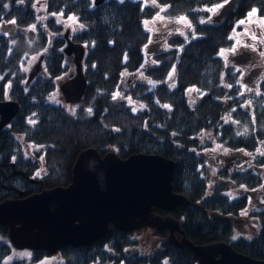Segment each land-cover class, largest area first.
I'll use <instances>...</instances> for the list:
<instances>
[{"label":"trees","instance_id":"obj_1","mask_svg":"<svg viewBox=\"0 0 264 264\" xmlns=\"http://www.w3.org/2000/svg\"><path fill=\"white\" fill-rule=\"evenodd\" d=\"M225 2L105 0L95 6L93 0H0V101L19 104L16 116L0 130V202L20 193L26 197L68 186L78 153L89 147L101 156L113 151L122 159L158 154L176 162L173 191L189 197V203L171 214L187 239L196 245L225 241L237 252L264 260V206L252 213L258 220L253 236H238L234 225L239 223L213 219L211 214L237 219L247 207L245 195L230 197L223 184H209L216 175L235 186L258 188L263 179L259 171L223 167L215 172L200 155L202 149L215 145L228 152L246 151L264 171V78L259 95L246 108L236 68L221 55L235 45L236 32L244 30L240 21L253 9L257 10L253 24L264 19V0H239L220 23L207 21L209 9ZM157 15L170 20L185 17L189 29L170 36L154 54L163 60L145 69L150 40L145 22ZM65 26H74L70 38L86 50L87 87L72 111L58 100V79L69 73L63 53ZM257 36L254 50L264 55V32L260 39ZM41 54L42 69L26 85L24 67ZM171 64L173 88L164 80ZM132 74L137 78L121 83L123 76ZM143 75L156 80L153 87L144 83ZM189 90L198 95L194 105L188 103ZM154 212L167 214L158 207ZM167 234L148 228L123 232L110 226L96 242L66 245L55 255L34 250L31 260L57 256L59 264H197L192 251L171 245ZM13 251L7 227L0 226V264Z\"/></svg>","mask_w":264,"mask_h":264},{"label":"water","instance_id":"obj_2","mask_svg":"<svg viewBox=\"0 0 264 264\" xmlns=\"http://www.w3.org/2000/svg\"><path fill=\"white\" fill-rule=\"evenodd\" d=\"M105 0H93L95 6ZM239 0H228L213 16L212 23H220L234 12ZM34 40L32 30L28 32ZM63 37V53L72 57L74 72L58 86L65 104L80 102L87 80L83 70L85 47L72 41L69 32ZM156 52L157 50L148 51ZM236 60L244 63L250 52L243 51ZM41 54L27 73L26 85L42 69ZM19 104L13 100L0 101V130L16 116ZM176 162L158 154H133L122 159L113 151L103 156L93 148L81 150L72 168L68 186L45 189L26 197L6 198L0 202V226L7 227V238L15 250H44L55 255L66 245L85 246L105 237L110 226L123 232L148 228L167 231L171 245L192 251L197 264H264L237 252L225 241L194 244L184 234L180 222L171 214L189 197L173 191L172 177ZM20 196H23L20 193ZM160 208L167 214L154 212ZM213 219L231 221L217 212ZM177 234L180 237H177Z\"/></svg>","mask_w":264,"mask_h":264},{"label":"rangeland","instance_id":"obj_3","mask_svg":"<svg viewBox=\"0 0 264 264\" xmlns=\"http://www.w3.org/2000/svg\"><path fill=\"white\" fill-rule=\"evenodd\" d=\"M147 1L153 2V0H147ZM213 8H216V7H213ZM213 8H211V9H213ZM218 10H219V8L215 12H213V11H210V9H209L210 17L208 18L207 21L211 22L213 16L218 12ZM252 19H254V18H252ZM242 21H245V23H243L244 30H242L240 32H238V31L236 32V39H235L236 43L231 49L224 50V55H222L223 58L229 64H233L232 62L234 61V57H238L241 53H243V50H246V51H250L252 56H254V57L257 56L258 59H262L264 61V55H259L255 52L254 46L257 44L258 41L256 40V38L253 39V36H255V37H256V35L260 36L261 32H264V27H262L259 23L253 24L252 22H248V17ZM240 25H241V23H240ZM252 26H253V28H252ZM146 28L150 33L151 41L155 42V43L160 42V46L158 47V49L159 48L161 49V48L166 46V40L170 36L175 35V34H181L182 35L185 32V30L189 29V24H188V22L187 23L180 22V19L170 20V19L164 18V16L157 15L152 20L147 22ZM65 31H68L70 36H71L72 33L74 32V26H71V27L65 26L64 30H63V34ZM258 36H257V38L260 39V37H258ZM154 38H157V39L152 40ZM237 41H239V43H237ZM37 58H38V56L35 55V56L31 57V59L27 62V64L24 67L26 73H28L29 69L35 64V62L37 61ZM67 64L69 65V73L60 77L58 79L57 85L59 83L65 81L70 76H72V74L74 72V65L72 63V57L71 56L67 57ZM128 77L129 76L125 75V79H124L125 81L124 82H126ZM135 78H137L136 75L133 77V79H135ZM242 91H244V90H242ZM246 91L249 95L256 94L255 88H251L249 90L246 89ZM58 100H59L60 104H62L68 111H72L73 106H71L69 104H65L62 100L61 95H60V98ZM129 102L132 103L131 101H129ZM250 103H248V104L250 105ZM217 146L218 145H215L214 148H212V149H202L200 151L201 153L202 152L205 153L209 158L212 157L211 163H213V164H214V162L218 163L212 167L213 171L220 169V168H223L222 164H223L224 156L230 155V154H228L229 152L227 151V149H221V148H218ZM218 182L222 183L221 179H219L217 181L216 179H214L212 177V180L210 181L209 184L211 186H213V185L217 184ZM229 185L231 187L229 188V190H225V192L232 194L231 197H233L234 195L235 196L238 195L239 191L245 192V190L243 191L244 186H234L232 184H229ZM260 189L261 190H259L257 193H255V195H258V198L260 195H264V185ZM257 200L255 201V204H256V207H259V204H258L259 202H257ZM261 201L264 202L262 197H261ZM253 208H254V205H251L250 209L252 210ZM244 215H246V214H244ZM242 225H244V224H242ZM242 225L240 223L234 225L236 228L237 235L238 236L242 235V237H246V238L253 236L254 231L248 229L246 226L243 227ZM2 240H4V239L2 238ZM25 253H27L28 255H25ZM31 256H32V254H31V251H29V250H14L12 252V254L9 256V258L5 261V264H9V263L16 261V260L23 261L25 264H59L61 262L60 257H57V256L46 257L39 262H32Z\"/></svg>","mask_w":264,"mask_h":264},{"label":"flooded vegetation","instance_id":"obj_4","mask_svg":"<svg viewBox=\"0 0 264 264\" xmlns=\"http://www.w3.org/2000/svg\"><path fill=\"white\" fill-rule=\"evenodd\" d=\"M69 37H70V34H69ZM156 39L157 38H154L152 40H156ZM65 45H66V41H65ZM159 46H160V42L159 43L152 42L151 37H150V40L146 45V56H145V59L143 62V67L145 69L157 67L159 65V63L163 60V57L154 56V54L156 52H148V51H153L154 49L157 50V52H158L160 49V48L158 49ZM243 51H246V50H243ZM247 52H249V51H247ZM237 59H239V57H234V61L232 62L233 64H231V65L234 66L236 68V71H237V84L239 85V95L245 98L246 101L244 102V106H246V108L250 109V107H249L250 105L248 103H250L251 99H254L259 95V91H258L259 84H260L261 80L264 78V61L262 59H258L257 56H255V57L252 56L251 53H250V57L248 58V60L244 63L236 62ZM172 70H173V65L171 64L169 67V70L167 72V75L164 78L166 83L171 88H173L175 85ZM134 76H135V74L130 75L128 77V79L126 80V82H124L125 76H123L121 78V83H123L124 85H126L127 83H130L131 82L130 80L133 79ZM142 80L144 81V83L147 84V86H149V88L153 87L154 86L153 84L156 81L154 78H152V76H149V75L148 76L143 75ZM132 85H133V82L128 87H131ZM251 88H255L256 94L249 95L247 93L246 89L249 90ZM242 90H244V91H242ZM187 99H188L189 104L194 105L198 101V95L195 94V92L189 90V91H187ZM227 100L229 103L230 102L229 99H227ZM226 120L235 124V122L231 121V119L229 117H227ZM225 123H226V121H225ZM209 149H211V148H209ZM228 154H230V155L224 156L222 167H225L226 169L234 168V170H237V171L238 170L245 171V170H249V169H251L254 172L259 171V174L263 178L262 179V185H260L258 188H249L246 185H238V186H244L243 191L245 190V192L239 191L238 195H241V196L245 195L246 201H247V207L241 213V215L239 217H237V219L231 218V221L234 224L235 223H240L241 225L244 224V225H242L243 227L246 226L248 229L254 231L255 230L254 227L258 221L257 218L254 215H252V213L258 212V207H256L255 201L258 199L257 202H259L258 203L259 207L264 206V202L261 201V197H262V199H264V195H260L259 198H258V195H255V193H257L259 190H261L260 188L264 185V171L261 169L258 170V168L253 164V160L250 156L251 154L247 153L246 151L240 152V153L239 152H229ZM200 155H202L205 158L206 163L210 164L211 167L218 164L217 162H214V164L211 163L212 157L209 158L205 153L200 152ZM215 172H216V170H215ZM213 178L216 179L217 181L219 180L216 175H214ZM221 181H222L221 184L226 186L227 190H229V188L231 187L229 184L234 185V183H232L229 179H221ZM218 184H220V182H218ZM229 195H230V197L232 196V194H229ZM20 197H23V196H20ZM20 197H18V198H20ZM251 205H254V208L252 210L250 209ZM244 214H246V215H244Z\"/></svg>","mask_w":264,"mask_h":264},{"label":"snow or ice","instance_id":"obj_5","mask_svg":"<svg viewBox=\"0 0 264 264\" xmlns=\"http://www.w3.org/2000/svg\"><path fill=\"white\" fill-rule=\"evenodd\" d=\"M153 2H155V0H153ZM227 2V0H226ZM223 5H217L216 8H213V9H210V11H213L215 12L218 8L222 7ZM257 15V10L256 9H253L252 12H250L248 14V22H257V21H253L252 18L255 17ZM70 19H75L74 17H71ZM180 22L182 23H187V20L185 17H180ZM147 24V22H145ZM241 24L245 23V21H240ZM258 23L264 27V19H261L258 21ZM253 39H255V36H253ZM237 43H239V41H237ZM234 50V49H233ZM221 55H224V51L222 50L221 51ZM165 107H167V105H165ZM246 131V130H245ZM219 147V145L217 146ZM25 255H28L27 253H25Z\"/></svg>","mask_w":264,"mask_h":264}]
</instances>
